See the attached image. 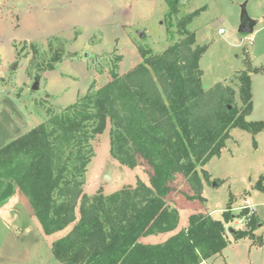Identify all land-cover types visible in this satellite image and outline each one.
<instances>
[{
	"label": "trees",
	"instance_id": "16d2710c",
	"mask_svg": "<svg viewBox=\"0 0 264 264\" xmlns=\"http://www.w3.org/2000/svg\"><path fill=\"white\" fill-rule=\"evenodd\" d=\"M166 3L175 20L170 35L179 38L159 54L139 45L141 63L121 76L117 57L111 70L113 81L123 77L124 92L134 97L159 137L166 153L163 163L169 167L166 180L149 186L139 179L136 186L112 194L102 189L92 196L85 193L87 167L95 155L92 140L108 122L95 83L73 104L0 148V205L19 189L47 234L74 224L53 243V253L62 264H107L106 257L125 246L137 228L145 229V234L174 230L179 211L163 200L173 169H180L193 191L186 198L204 203L203 181L211 182L204 167L222 154L232 130L240 128L254 136L264 131V121L247 119L254 108L251 73L259 71L251 58H245L246 70L237 75L241 106L230 85L219 82L204 89L200 61L207 46L200 45L191 30L202 9L180 16L182 0ZM61 60L58 55L37 71L54 69ZM262 182L261 176L255 188L264 192ZM231 198L232 194L222 218L194 212L186 229L163 244H135L120 264H200L221 254L230 242V223L247 217V228H232L234 240L250 238L263 246L264 236L256 234L260 221L248 206L235 213Z\"/></svg>",
	"mask_w": 264,
	"mask_h": 264
},
{
	"label": "rangeland",
	"instance_id": "374dc122",
	"mask_svg": "<svg viewBox=\"0 0 264 264\" xmlns=\"http://www.w3.org/2000/svg\"><path fill=\"white\" fill-rule=\"evenodd\" d=\"M124 1L133 8L129 21L135 34L131 37L130 44L134 45L136 50L139 45L149 46L153 54H159L179 38V35L173 37L170 35L175 20L167 13L166 0H123L122 3ZM84 2L85 0H0L2 41L0 43L4 45L1 56L5 58L9 55L8 42L10 39H16L13 46L17 59L8 65L5 73L3 72L2 86L6 92L26 104L35 118L39 119L37 123L39 124L47 120L51 114L61 111L63 107L58 104L66 103L69 98V94L65 96L60 94V97L56 96V100L52 95L45 94L42 90V81H39L38 89L32 88L39 65H46L58 55L67 59L73 57L84 59L90 73L92 70L97 73L94 89L101 92V104L108 112L106 128L92 140L95 155L87 167L85 193L92 196L102 189L105 194H112L127 187V184L136 183L139 179L145 183L159 185L161 180H166L169 173V167L163 163L165 149L134 97L124 92L123 77L118 81H113L111 77V70L115 68L117 57H121L118 38H111L112 45L107 47L102 45V51L97 54L95 47L104 37L102 32H97L90 39V43L80 45L79 50L74 51L80 33L77 27L73 28V36L69 39L49 38L46 43L48 46L35 41L18 40L25 34L33 36L41 34L42 30H34L32 25L27 24L35 10L48 9L57 12L59 8H64L63 3L67 7L76 8ZM244 3L247 4L249 15L259 20L254 33L251 34L239 31ZM197 9H202L201 14L192 23L191 30L196 32L198 43L207 46L200 61L204 72L202 77L204 89L208 90L219 82L230 85L236 91L237 105L241 106L237 75L246 70L245 58H251L253 66L259 71L251 73L254 108L247 119L264 121V28H261L264 23V0H182L180 16ZM50 18L45 17L46 23L51 21ZM19 23L20 28L14 29ZM39 28L42 29V26ZM220 29H223L222 33ZM136 30L144 31L145 37L140 38L136 35ZM127 55L128 60L123 63V70H127L135 59L132 54ZM25 63L26 72L22 69ZM12 65H15L14 69ZM65 66L63 64L59 71L67 73V82L70 81L69 78H79L76 84L70 86L69 93L74 94L78 90H83L90 73L84 72L81 68ZM119 69L117 71L120 73ZM22 77L26 80H22ZM254 140L257 141L256 145ZM108 165H111V179L106 180L103 174ZM204 168L208 171L211 181L208 182L206 179L203 181V193L207 198L208 208L226 209L232 194L235 213H240L243 207L251 204L257 211L249 208L250 213H254L257 221L264 224V192L255 188L261 176L264 184V131L254 136L240 128L233 129L232 137L227 140L222 154L213 157ZM167 183L169 190L164 199L175 200L177 197L184 199L186 195L193 194L178 167L173 169L172 181ZM77 212L79 218V208ZM205 212L210 213L209 210ZM215 215H220V212L217 211ZM19 217L17 224L21 226L25 222L31 231L21 230L20 238L15 244L16 264H62L53 253V243L68 234L74 224L62 231L47 234L37 217L30 219L23 215L22 220ZM247 218L240 219L242 221L238 223H230L228 247L221 254L209 259L207 264H264V245L255 244V241L253 243L250 238L238 241L233 238L231 229L247 228ZM180 223L182 226L184 221ZM260 231L258 227L256 234L264 236V228L262 232Z\"/></svg>",
	"mask_w": 264,
	"mask_h": 264
},
{
	"label": "crops",
	"instance_id": "0c3cea01",
	"mask_svg": "<svg viewBox=\"0 0 264 264\" xmlns=\"http://www.w3.org/2000/svg\"><path fill=\"white\" fill-rule=\"evenodd\" d=\"M122 2L123 0H85L83 4L76 8H72L71 6L67 7V5L65 6L63 3L62 5L64 8H59L57 12L48 11V9L47 11H45V9L42 11L35 10V13H32V15L30 13L31 16L29 21H27V24L32 25L31 27H33L34 30H42L41 34H37L38 36L25 34L19 37L18 40H26L28 42L35 41L36 43H41L44 46H48L46 43L49 38L60 37L69 39L73 36V28L77 27L80 33L76 39L75 44L78 45L74 51L79 50L80 45L82 46L86 43H90V39L93 38L97 32H102L104 37L99 42L100 44L96 45L95 47V49L97 48L95 51L97 54L102 51V45L106 47L110 44L112 45L111 38L117 37L120 42L118 45L121 48L119 70L120 75L123 76L130 69L141 63L143 58L140 56L141 54L139 51L135 49L134 45L132 46V44H130V39L135 34L131 30L132 24L129 21L130 17L132 16L133 8L128 6L129 3L127 1H124V3ZM49 16L51 17V21L46 23L45 17ZM258 23L259 20L257 19V24ZM39 26H42V29H40ZM19 28L20 23L19 26L15 27L14 29ZM261 28H264V23ZM136 32V35H138V30H136ZM15 40L16 39L9 40L8 44L10 51L9 55L5 58L3 55L1 56L4 45L0 43V148L30 131L39 122V119L35 118L34 114L30 111V109L27 108L26 104L21 99L16 98L9 92H6L2 86L1 79L6 71V68L10 63L14 61L16 62L17 60L16 49L13 46ZM129 44L134 47L135 50L132 49ZM126 53L132 54L135 59L134 62L127 68V70H123L122 65L124 61L128 60V55ZM63 64L66 65L65 67L81 68L86 73L91 72L84 59H78L77 57L67 59L63 57L62 60L56 64L54 69L48 71H37L35 79L39 75V81H42L41 85L43 92L45 94L52 95L55 99L56 96L60 97V94H63L64 96L69 94V98L66 100V103L58 104L59 106L66 107L70 104H73L80 96L85 95L89 88H91L92 84H96L95 79H97V73L96 71L92 70V73H90V77L88 78L85 86L83 85V90H78L74 94L72 92L69 93L71 88L70 86L76 84V81H79V78H69L70 81L68 80L69 82H67V73L65 71H59ZM26 66L27 63L22 66L24 72H26L24 69ZM12 69H14L13 65ZM23 79L24 78L22 77V80ZM136 184L137 182L134 184H127L126 186H136ZM146 184L149 186L151 185V183ZM164 201L165 206L170 208L174 207L179 211L178 226L169 232H158L151 234H145V229L143 230L137 228L133 235L128 237L127 244L125 246L120 248V250H118L113 255L106 257L107 264H120L126 253L135 244L142 243L147 245H157L165 243L170 237L176 235L182 229H186L188 227L189 217L194 212H205V210H209L210 213L214 214L216 218H222V212L225 210L224 208H208L206 205L207 198L204 203L196 200L192 201L187 198L182 199L179 197H177L175 200L172 198L169 200L164 199ZM247 206L252 208V210H256L251 204H248ZM217 211L220 212V215L216 216L215 214ZM23 215L28 216L30 219L34 218V216L36 217L29 199L21 190L18 189L12 197L0 205V264H16L15 253L17 249L15 244L17 243L18 238H20L21 230L31 231L29 225L25 222L21 224V226L20 224H17V217L20 216L19 218L22 220L21 217ZM151 219H153V216L150 217V220ZM182 220L184 223L181 226L180 222ZM240 221L242 220H235L234 222L238 223ZM151 222L152 220L150 223ZM262 224L263 223L260 221V232H262L264 228V224L261 226ZM208 261L209 259L203 260L200 264H207Z\"/></svg>",
	"mask_w": 264,
	"mask_h": 264
},
{
	"label": "water",
	"instance_id": "95a60500",
	"mask_svg": "<svg viewBox=\"0 0 264 264\" xmlns=\"http://www.w3.org/2000/svg\"><path fill=\"white\" fill-rule=\"evenodd\" d=\"M256 25H257V19H254L249 15L248 10H247V4L246 3L242 4L241 23L239 26V31L241 33H246V34L254 33ZM138 35L140 38H144L146 33L142 30H138ZM14 67H15V65L13 66V68ZM32 88L34 90L39 88V75L36 77V79L32 85ZM110 167H111V165H108L104 174H103V178L106 180L111 179Z\"/></svg>",
	"mask_w": 264,
	"mask_h": 264
},
{
	"label": "built area",
	"instance_id": "2783aa9c",
	"mask_svg": "<svg viewBox=\"0 0 264 264\" xmlns=\"http://www.w3.org/2000/svg\"><path fill=\"white\" fill-rule=\"evenodd\" d=\"M220 32L222 33L223 32V29H220Z\"/></svg>",
	"mask_w": 264,
	"mask_h": 264
}]
</instances>
